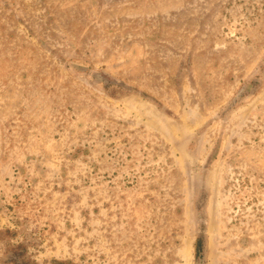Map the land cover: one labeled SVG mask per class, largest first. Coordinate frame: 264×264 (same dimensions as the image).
<instances>
[{
	"label": "rangeland",
	"instance_id": "rangeland-1",
	"mask_svg": "<svg viewBox=\"0 0 264 264\" xmlns=\"http://www.w3.org/2000/svg\"><path fill=\"white\" fill-rule=\"evenodd\" d=\"M264 264V0H0V264Z\"/></svg>",
	"mask_w": 264,
	"mask_h": 264
},
{
	"label": "trees",
	"instance_id": "trees-1",
	"mask_svg": "<svg viewBox=\"0 0 264 264\" xmlns=\"http://www.w3.org/2000/svg\"><path fill=\"white\" fill-rule=\"evenodd\" d=\"M11 264H35L33 261H30L29 259H25L23 255L15 254L10 259ZM53 264H66L62 261H54Z\"/></svg>",
	"mask_w": 264,
	"mask_h": 264
}]
</instances>
